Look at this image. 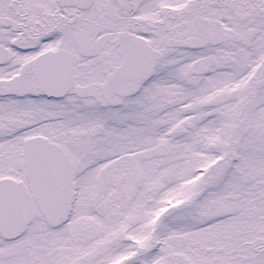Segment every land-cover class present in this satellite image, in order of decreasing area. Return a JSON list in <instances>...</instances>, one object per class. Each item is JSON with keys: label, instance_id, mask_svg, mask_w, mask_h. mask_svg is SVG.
<instances>
[{"label": "snow or ice", "instance_id": "6c2138e0", "mask_svg": "<svg viewBox=\"0 0 264 264\" xmlns=\"http://www.w3.org/2000/svg\"><path fill=\"white\" fill-rule=\"evenodd\" d=\"M0 264H264V0H0Z\"/></svg>", "mask_w": 264, "mask_h": 264}]
</instances>
